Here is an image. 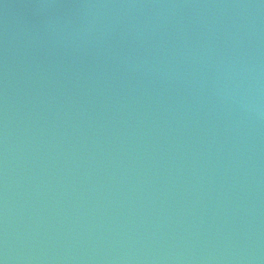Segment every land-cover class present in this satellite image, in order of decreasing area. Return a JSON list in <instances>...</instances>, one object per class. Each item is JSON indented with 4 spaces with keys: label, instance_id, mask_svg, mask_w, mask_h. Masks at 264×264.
Returning a JSON list of instances; mask_svg holds the SVG:
<instances>
[{
    "label": "water",
    "instance_id": "95a60500",
    "mask_svg": "<svg viewBox=\"0 0 264 264\" xmlns=\"http://www.w3.org/2000/svg\"><path fill=\"white\" fill-rule=\"evenodd\" d=\"M0 264H264V0H0Z\"/></svg>",
    "mask_w": 264,
    "mask_h": 264
}]
</instances>
